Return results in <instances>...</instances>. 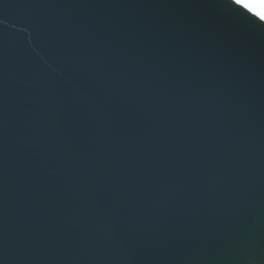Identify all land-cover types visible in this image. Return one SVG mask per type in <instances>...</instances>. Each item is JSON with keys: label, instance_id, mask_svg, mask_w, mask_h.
Wrapping results in <instances>:
<instances>
[{"label": "water", "instance_id": "water-1", "mask_svg": "<svg viewBox=\"0 0 264 264\" xmlns=\"http://www.w3.org/2000/svg\"><path fill=\"white\" fill-rule=\"evenodd\" d=\"M0 264H264V26L0 0Z\"/></svg>", "mask_w": 264, "mask_h": 264}, {"label": "snow or ice", "instance_id": "snow-or-ice-1", "mask_svg": "<svg viewBox=\"0 0 264 264\" xmlns=\"http://www.w3.org/2000/svg\"><path fill=\"white\" fill-rule=\"evenodd\" d=\"M231 3L240 9H244L251 17L256 18L260 22L261 26H264V13L258 15L255 11H253V6L244 4L241 0H231Z\"/></svg>", "mask_w": 264, "mask_h": 264}, {"label": "clouds", "instance_id": "clouds-1", "mask_svg": "<svg viewBox=\"0 0 264 264\" xmlns=\"http://www.w3.org/2000/svg\"><path fill=\"white\" fill-rule=\"evenodd\" d=\"M241 2L253 6V11L258 15L264 13V0H241Z\"/></svg>", "mask_w": 264, "mask_h": 264}]
</instances>
